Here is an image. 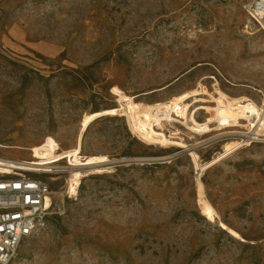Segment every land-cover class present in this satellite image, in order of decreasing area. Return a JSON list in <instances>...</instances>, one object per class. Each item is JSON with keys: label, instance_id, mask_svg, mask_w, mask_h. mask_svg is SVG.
<instances>
[{"label": "rangeland", "instance_id": "rangeland-1", "mask_svg": "<svg viewBox=\"0 0 264 264\" xmlns=\"http://www.w3.org/2000/svg\"><path fill=\"white\" fill-rule=\"evenodd\" d=\"M247 2L0 0V142L53 138L68 148L85 113L116 104L113 86L153 103L213 74L227 94L259 102L263 94L252 87L264 85V34ZM247 24L258 31L248 34ZM213 133L196 146L202 162L239 139H208ZM250 144L200 177L241 240L202 216L186 153L143 143L124 116L95 120L83 149L107 154L116 170L85 179L72 205L55 194L59 212L22 242L11 264H264V141ZM0 154L30 158L27 149ZM63 161L50 181L57 191L69 173Z\"/></svg>", "mask_w": 264, "mask_h": 264}, {"label": "bare ground", "instance_id": "bare-ground-1", "mask_svg": "<svg viewBox=\"0 0 264 264\" xmlns=\"http://www.w3.org/2000/svg\"><path fill=\"white\" fill-rule=\"evenodd\" d=\"M246 27L248 34L258 31L253 30L249 24ZM208 79L214 80L210 87L204 84V81ZM232 85L252 87L235 82ZM252 89L264 95V85L261 88L252 87ZM110 93L116 98V104L85 113L81 118L73 145L68 148H63L59 141L53 138H47L32 146L0 142V147L27 149L32 158L24 160L32 159L33 163L40 166L49 167L50 164L65 160L63 162L67 164L69 173L66 175L63 189L59 191L64 195V203L72 205L85 179L116 170V161L107 154L84 151L85 132L95 120L101 117L124 116L130 130L143 143L167 149L172 148L176 151L174 155L186 153L190 164L196 171V201L202 216L209 222H216L221 229L226 230L233 237L243 240L238 231L221 219L218 211L207 198L200 177L204 170L236 152L243 144L246 147L251 144L244 139L243 141L228 139L223 142L219 151L204 162L201 161L196 146L204 141V139L199 140L201 137L213 132L208 139L224 133H245L244 129H255L263 135L264 123L259 124V122L261 120L264 122V108L260 106V100L257 102L246 93L227 94L221 88L219 79L213 74H206L200 77L194 86L153 103L138 101L137 95L127 94L117 86H113ZM200 110L204 113L202 117ZM230 127L238 129L222 132ZM18 160L21 159L18 158ZM1 162L11 163L12 160L0 156Z\"/></svg>", "mask_w": 264, "mask_h": 264}, {"label": "built area", "instance_id": "built-area-1", "mask_svg": "<svg viewBox=\"0 0 264 264\" xmlns=\"http://www.w3.org/2000/svg\"><path fill=\"white\" fill-rule=\"evenodd\" d=\"M245 11L264 34V0H248ZM259 104L264 108V95ZM262 123L261 120L259 124ZM244 132L233 134L239 137L238 141H264V134L255 129H244ZM0 156L12 160L0 163V264H10L22 242L43 228L51 215L59 212L63 201L55 194L64 195L52 189L50 181L63 172V167L58 163L45 167L33 163L32 159Z\"/></svg>", "mask_w": 264, "mask_h": 264}, {"label": "crops", "instance_id": "crops-1", "mask_svg": "<svg viewBox=\"0 0 264 264\" xmlns=\"http://www.w3.org/2000/svg\"><path fill=\"white\" fill-rule=\"evenodd\" d=\"M13 261V260H12ZM12 261L10 262V264L12 263Z\"/></svg>", "mask_w": 264, "mask_h": 264}]
</instances>
